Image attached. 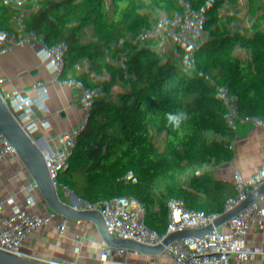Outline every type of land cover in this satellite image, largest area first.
Instances as JSON below:
<instances>
[{"label": "trees", "instance_id": "obj_1", "mask_svg": "<svg viewBox=\"0 0 264 264\" xmlns=\"http://www.w3.org/2000/svg\"><path fill=\"white\" fill-rule=\"evenodd\" d=\"M254 1L108 0L117 38L111 58L124 59L115 73L111 59L97 67L94 50L60 36L49 18V0H0V163L10 174L27 173L28 199L40 188L49 190L47 201L37 205L45 214H52L51 203L71 204L39 264H195L173 225L175 214L197 225L201 244L261 250L264 143L238 154L245 136L240 115L248 112L256 127H264V14L236 28L231 46L209 47ZM44 24L52 40L48 50L18 34L22 25ZM138 50L140 58L126 56ZM54 56L81 63V72L47 70ZM149 79L161 80L156 91L147 87ZM138 89L144 98L134 113L144 117L153 137L171 120L190 131L211 122L212 145L215 130L232 137L229 144L216 143L211 158L192 160L198 147H179L176 131L166 142V166L154 182V197L146 200L138 186H121L92 171L110 155L114 138H138L125 115ZM64 102L76 106L69 137L54 117L55 106ZM81 169L82 177L72 178ZM67 185H84L86 203L65 192ZM77 208L84 217L74 219Z\"/></svg>", "mask_w": 264, "mask_h": 264}, {"label": "built area", "instance_id": "obj_2", "mask_svg": "<svg viewBox=\"0 0 264 264\" xmlns=\"http://www.w3.org/2000/svg\"><path fill=\"white\" fill-rule=\"evenodd\" d=\"M49 2V18L52 26L60 36L86 44L89 49L94 50L97 60L94 65L97 67L105 63L107 59H111L109 68L115 73L121 71L124 59L115 56L111 58V50H115L112 43L117 38L110 26L108 0H49ZM262 14H264V0H255L252 7L236 14L235 20L223 36L210 41V49L221 50L231 46L235 39V29L258 19ZM41 29H43V32L45 30L47 35L49 34L48 24H44ZM50 47L51 42L49 39L41 45L43 50H48ZM142 55L141 50L126 53V56L135 59L140 58ZM42 68L38 67L36 69L42 70ZM45 68L53 72L80 73L82 65L72 59L54 56L45 64ZM14 80V77L8 79L9 83H13ZM160 84L161 80L158 79L147 81V87L153 91H156ZM143 98V90L138 89L129 97L128 108L125 113L128 122L137 131L138 138L132 142H127L122 138H114L110 155L103 157L92 171L99 178L111 177L121 186L127 184L138 186L142 198L146 200L154 197V182L166 166V142L176 131H179L177 136L179 147L187 145L198 147V150L195 148L197 151L192 149L190 153L192 160H200L203 157L211 158L213 149L207 145L208 121L197 124L195 130L190 131L188 126H182L181 123L171 120L162 135L153 137L146 127L144 117L134 113L135 104H141ZM75 107L74 104L69 106L64 102L54 108L55 121L63 126L68 137L72 132L69 115ZM202 108L203 104L197 106L198 111ZM108 111L105 110L102 115L108 114ZM239 123L245 130V136L240 144L242 148L238 154V157H242L245 153L258 149L264 143V135H258L260 129L255 126V122L248 112L240 115ZM261 130H264V127H261ZM220 133V142L229 144L232 138L231 135L222 128ZM12 149L14 150V148ZM82 175L83 170L81 169L77 174H72V178L82 177ZM27 180L28 175L26 172L17 171L10 174L4 165L0 163V191L17 211L21 214L33 215L38 221L37 230L41 239L40 251L21 264H39L49 250L54 230L63 224L62 213L70 210L71 204L67 199H63L59 203H51L50 211L52 214H45L37 205L47 201L49 190L43 187L33 193L32 201H28ZM65 192L82 197L84 203H86L84 185H81L78 189H73L71 185H67ZM25 201H27V204L23 206ZM158 204L163 205L161 201ZM164 206L168 208L167 205ZM173 225L184 235L183 249L188 257L193 260H196L199 254L212 253L214 256L224 259L227 264H264V243L260 251L248 247H233L228 251H224L216 246L201 244L198 239L197 225L191 222L187 216L175 214ZM7 228V218L0 211V259H6L10 256L7 249L9 240L5 234Z\"/></svg>", "mask_w": 264, "mask_h": 264}, {"label": "crops", "instance_id": "obj_3", "mask_svg": "<svg viewBox=\"0 0 264 264\" xmlns=\"http://www.w3.org/2000/svg\"><path fill=\"white\" fill-rule=\"evenodd\" d=\"M50 41L52 42V40ZM32 200L31 196L28 201ZM0 211L7 218L8 228L5 234L9 240L7 249L10 253L8 258L0 259V264H21L37 255L40 251L41 239L37 230L38 221L36 217L21 214L13 204L9 203L1 191ZM74 219H77L76 216H74ZM195 264H227V262L212 253H203L197 256Z\"/></svg>", "mask_w": 264, "mask_h": 264}, {"label": "rangeland", "instance_id": "obj_4", "mask_svg": "<svg viewBox=\"0 0 264 264\" xmlns=\"http://www.w3.org/2000/svg\"><path fill=\"white\" fill-rule=\"evenodd\" d=\"M18 34H19V36L30 35V37L33 38V40H35L36 43H39L40 45H42L45 40H47V39L50 40V38L47 37V32L45 30L43 32V29L36 28V27H30V26L27 27L25 25L24 26L22 25L21 27H19ZM211 125L212 124L210 122L209 123V126H210L209 133L207 136V145H208V147H211V149H212V147L215 146L216 143L220 144L219 142H220L221 133H220V130H215V132H216L215 139L216 140H215V144L212 145L211 142L209 141L211 139L212 133H213L211 130ZM258 129H260L258 132V135L259 134L264 135V130H261V127H259ZM217 131L219 132L220 136H219ZM237 140H238V138L235 141H237ZM75 216H76V218H79V219L84 217L82 211H80L79 208H77V211L75 212Z\"/></svg>", "mask_w": 264, "mask_h": 264}]
</instances>
